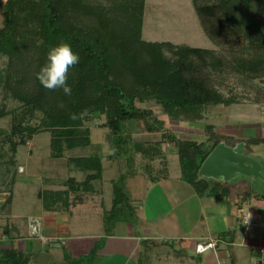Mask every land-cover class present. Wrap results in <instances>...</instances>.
<instances>
[{"label":"trees","instance_id":"trees-1","mask_svg":"<svg viewBox=\"0 0 264 264\" xmlns=\"http://www.w3.org/2000/svg\"><path fill=\"white\" fill-rule=\"evenodd\" d=\"M191 2L212 47L145 40V0H0V55L6 58L0 73V119L9 120V128L0 127L2 208L12 202L19 145L48 132L51 156L62 157L69 149L90 144L88 123L95 118L109 130L112 155L124 161L123 174L127 162L140 156L147 173L154 172L158 161L157 171L166 176L164 149L171 142L181 178L199 196L232 191L231 183L201 176L199 168L220 141L229 145L240 141L219 134L208 119L215 109L238 103L242 97L226 80L243 77L264 84V0ZM61 42L69 43L80 57L68 73L70 96L62 89L47 90L36 78L49 49ZM71 114L80 118L70 119ZM198 124L204 137L183 138L177 131ZM143 132L159 133V137H137ZM249 142H264V137ZM66 161L69 171L82 172L84 178L68 176L57 180L63 189L39 190L45 210L80 203L82 195L95 191L93 181L102 177L99 156ZM114 189L117 193L120 186ZM117 198L113 196L104 216L106 224L123 217ZM8 230L5 225L2 234ZM81 261L66 254L61 261L43 264ZM0 264L34 263L26 252L11 246L0 248Z\"/></svg>","mask_w":264,"mask_h":264},{"label":"crops","instance_id":"crops-1","mask_svg":"<svg viewBox=\"0 0 264 264\" xmlns=\"http://www.w3.org/2000/svg\"><path fill=\"white\" fill-rule=\"evenodd\" d=\"M225 109L226 107H221L213 112H224ZM262 120L257 124L247 123L244 128L237 129V132L230 131L227 135L245 142V153L254 155L248 151L252 147L249 146L250 144L247 145V141L264 137V118ZM209 121L213 123L212 120ZM245 122L238 120L239 124ZM200 127L201 124L182 128L200 130ZM246 128L255 129L256 135L250 138L243 135L247 133L243 130ZM217 131L219 134H226L221 129L217 128ZM260 132L263 133L262 136ZM102 143L105 145L103 150L106 153L112 152L111 139L97 144L102 145ZM170 145L171 142L165 144V152L176 154L175 148H169ZM252 146L255 147V144ZM165 155L168 157V154ZM254 156L260 158L264 164L261 155ZM64 165L68 170L66 160ZM18 167V171L25 172L24 166L18 164ZM27 175H29L27 178L22 179L17 175L16 183L19 180L32 179L33 174L28 172ZM61 176H64V173L61 172ZM135 177L140 178L141 181L138 187L133 184ZM241 178L252 179L242 176ZM59 179L63 178L57 177L56 180L47 178L44 181L46 187L44 189L65 188L57 182ZM234 182L231 183L233 189L229 194L199 196L194 188L181 178L180 170L178 173H171L167 168L166 176L161 175L157 170L152 174L136 171L128 183L132 191L130 197L139 200L140 215L131 217L127 213L111 224H106L104 216L109 209L103 199L98 204L94 202V196L102 195V190L95 188L94 192L82 195L80 203L69 208L36 209L29 215L26 227L17 229L7 220L4 224L8 226L9 232L7 235L1 233L3 243H8L7 246L4 244V247L14 246L30 255L31 262L43 264L50 260L64 259L65 255L59 252L55 243L65 245L69 242L70 252L77 253L82 248L79 241L81 238L97 236L91 244L93 250L96 243L102 240L101 247L97 248L99 259L96 264H145L144 259L141 262L138 258L139 247L142 246L147 255L150 248L154 247L156 250L164 246V243L178 245L177 251L181 253L178 256L186 254L195 258L194 261L192 259L187 261V258L185 261L184 259L180 261L179 259L182 258L180 257L176 261L177 264H264V193L258 194L254 190H249V187L242 189L240 181ZM108 204L111 207V202ZM75 209L97 216L99 222L97 220L93 228L95 232L89 234L80 232L72 235L68 223ZM245 213L248 214L250 223L245 224L242 219ZM82 224L88 226L90 223L84 220ZM87 230L88 228L85 227L84 232ZM207 239L217 240L215 248L196 253L194 250L196 242Z\"/></svg>","mask_w":264,"mask_h":264},{"label":"rangeland","instance_id":"rangeland-1","mask_svg":"<svg viewBox=\"0 0 264 264\" xmlns=\"http://www.w3.org/2000/svg\"><path fill=\"white\" fill-rule=\"evenodd\" d=\"M0 14V19H1ZM142 37L148 41H171L173 43H185L194 47H212V42L205 36L203 30L201 29L199 20L197 18L196 12L193 8L191 0H145L144 9V19L142 26ZM6 58L0 55V73H2L5 66ZM226 84L234 89V93L242 96L238 103L226 107L224 112L217 111L209 113V120L213 121L216 125L215 130L221 129L224 135L228 132H237V129L244 128L247 123H259L262 122L264 118V84L256 79L251 80L249 78L239 77L235 82L226 80ZM223 89V88H222ZM224 90V89H223ZM260 99V102H254V99ZM1 101V94H0ZM155 109H158L157 105H153ZM238 120H245V123H238ZM102 121L98 118L91 120L88 126L91 130V142L87 146L76 147L69 149L64 152L62 157H53L50 154V134L48 132H41L35 134L32 139L26 141L25 144H21L17 147L16 153V163L19 170L18 164L24 166L25 172L18 171L20 179L27 178L28 172L31 173L32 179L30 180H19L16 185H14V197L10 206L2 208L0 206V240L2 241V228L5 226V222L9 220L15 227L23 228L27 225V220L30 214L38 208H42L41 201L38 198V192L41 189L46 188L44 181L47 178L57 177L66 178L68 176H73L77 180L81 181L84 178V173L66 170L64 165L65 160L68 157L77 156H90L98 155L101 156V161L103 165V172L101 179L94 180L93 185L96 189L102 190V195L94 196L93 200L97 204L103 199L107 208L110 210L111 207L108 203H113L110 198L117 196L119 198V206H122V210L119 211L120 217L124 214H129L131 217L134 215H140L139 210V200L130 197L131 188L129 185V180L136 171L145 170L142 168V158L136 156L132 161H128L126 164L127 174H123V169H120V162L112 155V152L106 153L103 150L105 145L97 144L99 142L108 141L110 139L109 130L106 127L101 126ZM211 123V122H210ZM0 127L9 128L8 117L0 119ZM202 129V127H200ZM195 130L192 128H182L179 127L177 131L179 135L183 138H200L203 135L202 130ZM247 131L246 136L252 137L256 135L255 129H243ZM220 131V130H219ZM248 134V135H247ZM262 136V132H260ZM135 135V138L142 137L145 140L156 139L159 137V133H146L143 132L140 135ZM245 137V136H243ZM248 138V139H249ZM249 146L252 149L248 151L254 153V155L259 154L264 162V143H250ZM255 144V147L252 146ZM109 146V144H108ZM7 147V146H6ZM174 145H170L169 148H173ZM255 149V150H253ZM165 152V150H164ZM263 153V154H262ZM31 154V156L29 155ZM103 154V155H102ZM168 154L166 167L171 173H178L180 170L179 160L175 153L165 152ZM30 158L28 159V157ZM110 157V158H108ZM113 165V166H111ZM158 161H155L154 171L158 170ZM21 169V168H20ZM143 169V170H142ZM64 173V176H61ZM37 175V176H36ZM136 178V177H135ZM241 182L242 189L254 190L258 194L264 193V180L262 178L256 179H245L241 177L232 178L229 183ZM140 178L133 180V184L138 187L140 185ZM234 182V183H235ZM120 186L119 192L115 193V187ZM252 188V189H251ZM3 195H0V204L4 201ZM127 202V205H124ZM107 210L105 214L108 213ZM102 211V208L99 210ZM101 214V213H100ZM3 216V217H2ZM6 220V221H5ZM90 223L88 226L83 225V221ZM97 216L91 215L89 213L80 212L75 209L71 220H69L68 229L72 235L76 233L89 234L92 231H96L95 224L97 222ZM101 220V219H100ZM99 222V220H98ZM87 227L88 230L84 232V228ZM97 237V236H96ZM96 237H83L81 238L80 244L82 246L81 251L77 253L70 252L69 242L65 245L58 243L56 248L63 255L70 254L74 258L81 259V264H96L98 258L99 249L102 245V240L96 243L95 249H91V244L96 240ZM100 240V238H99ZM70 241V240H69ZM4 242V241H3ZM2 243L0 248L4 247ZM51 244V243H50ZM54 244V246H55ZM88 246V247H86ZM178 245H168L164 243V246H160L158 249L150 248L149 251L144 253L142 246L139 247L138 258L142 262L143 259L145 264H177L176 261L192 259L195 258L188 257L186 254H181L178 250ZM96 250V251H95ZM95 251V252H94ZM31 259V256L29 255ZM34 264H37L35 261Z\"/></svg>","mask_w":264,"mask_h":264},{"label":"water","instance_id":"water-1","mask_svg":"<svg viewBox=\"0 0 264 264\" xmlns=\"http://www.w3.org/2000/svg\"><path fill=\"white\" fill-rule=\"evenodd\" d=\"M245 142L239 141L229 145L220 141L209 152L200 165L201 176L223 182H229L234 177L262 178L264 175V164L261 159L245 153ZM120 165L124 172V161Z\"/></svg>","mask_w":264,"mask_h":264},{"label":"clouds","instance_id":"clouds-1","mask_svg":"<svg viewBox=\"0 0 264 264\" xmlns=\"http://www.w3.org/2000/svg\"><path fill=\"white\" fill-rule=\"evenodd\" d=\"M46 60L47 62L37 72L36 78L47 90L62 89L65 95L70 96L72 88L67 83L68 73L72 67L79 63V54L73 51L69 43L61 42L49 49ZM79 118L76 114L70 115V119ZM248 219L249 217L245 224H247Z\"/></svg>","mask_w":264,"mask_h":264},{"label":"built area","instance_id":"built-area-1","mask_svg":"<svg viewBox=\"0 0 264 264\" xmlns=\"http://www.w3.org/2000/svg\"><path fill=\"white\" fill-rule=\"evenodd\" d=\"M247 218H248V214L247 213L243 214L242 219L244 220V222L247 220ZM247 223H250L249 219ZM216 245H217L216 239L201 240L199 242H196L194 250L196 253H203L207 250L214 249Z\"/></svg>","mask_w":264,"mask_h":264}]
</instances>
